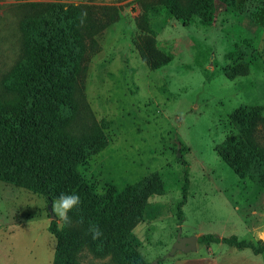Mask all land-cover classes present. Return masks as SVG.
I'll return each mask as SVG.
<instances>
[{"label": "rangeland", "instance_id": "rangeland-1", "mask_svg": "<svg viewBox=\"0 0 264 264\" xmlns=\"http://www.w3.org/2000/svg\"><path fill=\"white\" fill-rule=\"evenodd\" d=\"M149 1L0 0V80L22 53L20 24L32 12L27 3L117 6L119 19L95 36L79 78L78 126L93 124L106 142L79 166L85 184L104 199L159 174L164 192L148 198L132 231L150 264L212 256L209 248L264 260L251 248L199 240L197 250L167 256L179 232L264 242V188L236 175L217 151L237 133L229 120L235 109L258 106L264 115V0H237L229 9L217 1L211 24L199 17L184 24L158 9L149 13L152 30L138 24ZM259 130L264 142V127ZM186 170L190 184L179 206ZM51 202L0 180V264H54ZM79 259L117 264L90 247Z\"/></svg>", "mask_w": 264, "mask_h": 264}, {"label": "trees", "instance_id": "trees-1", "mask_svg": "<svg viewBox=\"0 0 264 264\" xmlns=\"http://www.w3.org/2000/svg\"><path fill=\"white\" fill-rule=\"evenodd\" d=\"M217 1L228 9L236 7L237 2L151 0L143 3L145 10L138 24L152 30L149 13L158 9L184 24L195 17L211 24L216 18ZM27 5L32 12L20 24L22 53L0 80V180L44 195L49 201L61 193L80 196L79 209L69 213L73 221L70 227H60L56 219L49 226L57 240L54 264H82L79 254L87 247L111 255L117 264H150L137 249L132 231L143 219L148 198L164 192L159 174L98 199L79 170L106 143L98 127L90 123L78 126L83 106L79 85L82 64L96 44L95 36L119 19V8L62 2ZM229 120L237 133L219 144V156L240 178L251 177L264 188V142L259 130L264 127L263 110L241 105ZM189 184L186 170L179 206L187 199ZM90 225L99 227V238L93 239ZM198 240L251 248L264 256L261 240L210 233Z\"/></svg>", "mask_w": 264, "mask_h": 264}, {"label": "clouds", "instance_id": "clouds-1", "mask_svg": "<svg viewBox=\"0 0 264 264\" xmlns=\"http://www.w3.org/2000/svg\"><path fill=\"white\" fill-rule=\"evenodd\" d=\"M81 203L78 194H64L61 193L58 198L51 202V213L53 218L58 219L63 223V226H71L73 221L69 213L73 209H79ZM89 232L92 234L93 239H97L102 235L101 230L96 225H90Z\"/></svg>", "mask_w": 264, "mask_h": 264}, {"label": "crops", "instance_id": "crops-1", "mask_svg": "<svg viewBox=\"0 0 264 264\" xmlns=\"http://www.w3.org/2000/svg\"><path fill=\"white\" fill-rule=\"evenodd\" d=\"M212 256H184L168 264H264V260L255 256L241 255H216L213 249L209 248Z\"/></svg>", "mask_w": 264, "mask_h": 264}, {"label": "water", "instance_id": "water-1", "mask_svg": "<svg viewBox=\"0 0 264 264\" xmlns=\"http://www.w3.org/2000/svg\"><path fill=\"white\" fill-rule=\"evenodd\" d=\"M51 210V207H50ZM51 216L53 217L52 213ZM55 219V218H53ZM198 247V236L184 237L181 232L178 233L176 241L173 245L172 250L167 254V256H174L178 250H183L185 252L195 251Z\"/></svg>", "mask_w": 264, "mask_h": 264}]
</instances>
